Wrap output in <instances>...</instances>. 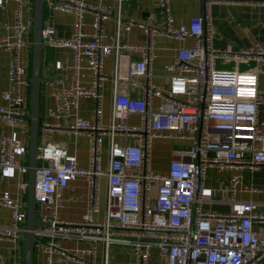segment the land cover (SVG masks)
Listing matches in <instances>:
<instances>
[{
    "label": "built area",
    "instance_id": "built-area-1",
    "mask_svg": "<svg viewBox=\"0 0 264 264\" xmlns=\"http://www.w3.org/2000/svg\"><path fill=\"white\" fill-rule=\"evenodd\" d=\"M25 1L14 0L10 36L0 37V48L9 53L7 101L0 107V116L9 125L28 114L23 90L29 87V80L22 74L20 60L25 44ZM109 1L113 10L87 0H44L48 8L76 16V29L70 37L56 38L51 27H41L39 35L41 44L67 47L74 52L73 86L58 87L50 81V95L58 116L73 117L69 130L83 132L89 140L86 167H80L76 156L62 147H40L37 158L45 164L35 168V215L51 226L37 228L34 239L45 255V264H52L54 253L77 264H96L98 243L102 245V264H108V251L113 244L129 247L135 264H147L153 247L166 259L163 264H258L264 259V236L256 234L253 224L264 223V213L256 211L257 203H243L238 213L203 212L198 203L209 166L225 170L264 165V121L258 115L264 104V89L258 87V75L264 73V47L255 43L230 51L212 45L214 28L208 17L209 7L227 0H200L204 14L191 16L179 26H174L170 0H158L164 27L151 28L144 42H123L122 32L145 25L122 18L123 0ZM84 13L93 16L92 34L82 29ZM108 18L114 20L112 34H107L104 27ZM152 34L194 40L192 46L177 49L176 72L170 76L167 87L151 82ZM109 51L113 56L111 76L103 71ZM132 54H138L139 60H131ZM83 56L90 62L88 85L80 79ZM123 57L129 59L124 68ZM218 62L233 67L219 68ZM240 65L245 68H239ZM132 77L145 78V97L118 91L122 82L136 85ZM108 78L112 81V106L109 124L104 127L80 118L78 110L79 98L84 94L98 101L100 88ZM153 98L160 103L154 105ZM131 114L139 116L138 125L128 124ZM96 115L99 119V103ZM104 131L110 138L106 165L102 163L100 147ZM116 133L136 137L138 143L120 145L114 140ZM156 138L189 142L187 149L174 151L166 173L156 172L150 165L152 142ZM10 169L26 173L27 166L15 159L13 135L3 134L0 173ZM78 178L86 180L87 213L100 211L98 182L105 178L104 214L100 221L59 220V210L64 206L63 191ZM238 181L236 175L230 178L232 191ZM26 184L20 182L18 188L24 190ZM153 185L155 199L150 203ZM0 206L10 213V223L0 227V237L14 243L20 241L24 234V205L4 191L0 194ZM57 236L89 240L91 245L83 250L84 256H79L76 251L61 248L54 240Z\"/></svg>",
    "mask_w": 264,
    "mask_h": 264
},
{
    "label": "crops",
    "instance_id": "crops-1",
    "mask_svg": "<svg viewBox=\"0 0 264 264\" xmlns=\"http://www.w3.org/2000/svg\"><path fill=\"white\" fill-rule=\"evenodd\" d=\"M87 2L103 6L113 10L114 5L109 0H87ZM14 0H0V37L10 36V24L12 22V9ZM170 11L174 17V26L186 24L191 16L203 15L200 0H170ZM209 20L214 28L211 43L218 49L235 51L252 44L264 47V0H227L214 2L208 11ZM32 1L27 0L23 4V40L24 46L20 52L21 71L27 78L30 76L31 65V28H32ZM122 18L143 23L144 27L132 26L128 31L121 33L123 42L141 43L146 41L150 35L151 28L162 29L165 25L164 16L160 13L158 0H123ZM41 26L54 29V36L66 39L76 29V16L72 13L53 10L43 3V16ZM107 34L114 32V20L108 18L104 21ZM82 29L87 34L94 31L93 16L91 13L82 15ZM154 46L152 50V63L150 66L151 82L160 87H167L170 76L176 72L175 57L179 47H190L194 44L192 38L184 41L164 35L152 34ZM9 53L0 48V107L5 106L7 101V77L6 68ZM138 54H132L131 60H139ZM122 68L126 66L125 57L122 58ZM73 63L74 52L67 47H54L41 44L39 54V83L38 108L39 128L37 130V145L53 144L64 148L69 154H74L80 167L88 165L89 140L83 132H73L68 126L73 117L58 116L53 98L50 95L49 82L54 81L58 87L71 88L73 86ZM113 56L108 52L104 61L103 71L111 76ZM82 70L80 79L83 84L88 85L91 72L89 58H81ZM219 68H230L221 62L217 63ZM241 66V65H240ZM239 66V68H240ZM136 85L130 82L118 84V91L129 93L134 97H145L146 80L144 77H132ZM258 87L264 89V73L258 75ZM98 101L91 95L84 94L79 98L78 116L90 120L93 123L107 127L110 121L112 106V81L108 78L100 88ZM24 106L29 108V87L23 90ZM182 98V97H180ZM154 105L160 101L152 100ZM97 103L100 107V118H97ZM258 115L264 121V104L259 107ZM129 125H138L139 116L131 114L127 118ZM3 134H12L15 142V159L22 165L27 166V148L29 139V121L24 116L7 124L0 116V137ZM100 147L103 165L107 164L109 134L104 131L100 135ZM114 140L120 145H135L138 143L136 137H123L114 135ZM189 147L188 141L166 140L156 138L152 142L150 152V165L159 173H166L168 164L175 150H184ZM45 162L36 159V166L44 165ZM238 176L239 181L235 190L232 191L230 178ZM20 182L27 183L26 173H19L16 169L0 173V194L7 191L12 198L18 199L22 204L25 201L26 189L18 188ZM99 184V195L101 199L100 211L98 213H87L86 211V180L78 178L70 181L63 191L64 206L59 210L58 218L61 221L82 222L88 220H101L104 214L105 178H101ZM155 186L151 187L149 195L150 203L155 199ZM201 201L198 207L203 212L213 213H238L242 204L247 201L257 203L256 211L264 213V165L251 169L243 167L239 169L219 170L216 166H209L205 171V179L201 189ZM10 223L9 209L0 206V227ZM253 229L260 237L264 236V223L254 222ZM54 240L59 246L68 251H76L79 256H84L83 250L90 247L89 240H78L75 238H64L57 236ZM166 261L160 257L156 247L150 250L147 264H163ZM0 264H23L22 243L11 242L0 237ZM32 264H45V255L36 245H33ZM52 264H77L61 255L54 253ZM102 264V245L97 244V262ZM108 264H135V258L130 248L122 244H113L108 251ZM258 264H264V259Z\"/></svg>",
    "mask_w": 264,
    "mask_h": 264
},
{
    "label": "water",
    "instance_id": "water-1",
    "mask_svg": "<svg viewBox=\"0 0 264 264\" xmlns=\"http://www.w3.org/2000/svg\"><path fill=\"white\" fill-rule=\"evenodd\" d=\"M32 1V28H31V65L29 80V108L25 116L29 121V139L27 148V184L26 195L23 203L25 208L24 234L21 238L22 243V262L23 264H32L34 231L39 227L51 226L50 222H41L36 218L35 209L37 200L34 198V187L36 182L35 168L36 159L40 155V147L37 145V130L39 128V108L38 95L39 83V54H40V29L41 16H43L44 0Z\"/></svg>",
    "mask_w": 264,
    "mask_h": 264
},
{
    "label": "rangeland",
    "instance_id": "rangeland-1",
    "mask_svg": "<svg viewBox=\"0 0 264 264\" xmlns=\"http://www.w3.org/2000/svg\"><path fill=\"white\" fill-rule=\"evenodd\" d=\"M240 68H241V69H244V68H245V65H241Z\"/></svg>",
    "mask_w": 264,
    "mask_h": 264
}]
</instances>
